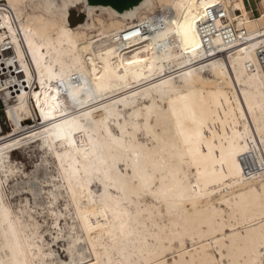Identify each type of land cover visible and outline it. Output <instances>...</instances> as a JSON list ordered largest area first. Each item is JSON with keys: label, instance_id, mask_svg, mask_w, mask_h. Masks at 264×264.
<instances>
[{"label": "bare ground", "instance_id": "1", "mask_svg": "<svg viewBox=\"0 0 264 264\" xmlns=\"http://www.w3.org/2000/svg\"><path fill=\"white\" fill-rule=\"evenodd\" d=\"M2 1L0 264H264V0Z\"/></svg>", "mask_w": 264, "mask_h": 264}, {"label": "rangeland", "instance_id": "2", "mask_svg": "<svg viewBox=\"0 0 264 264\" xmlns=\"http://www.w3.org/2000/svg\"><path fill=\"white\" fill-rule=\"evenodd\" d=\"M245 2H246V6H247L250 13H252L253 11H255L256 14L258 13V10L260 8L259 0H245ZM87 18H88L87 10H86V6L84 3L79 4V5L72 8L71 13H70V21H71V24L73 26H77L78 24L85 22V20H87ZM0 107H1V104H0ZM27 124H29V123L28 122L21 123L20 126L27 125ZM2 126L4 129V132L9 131L11 129V127L8 125L7 122H5V123L2 122ZM36 150H37V148L27 150V152L25 150L15 151L13 153V158H15L14 160H16V162H19L21 164L22 168L26 172H31L35 169L36 165L40 164V162H41V156L39 154L40 152L36 151ZM21 161H22V163H21ZM23 186H25V184H24L22 179H19V180L11 179V181L9 183L10 188L9 187L8 188L10 191H13V190H19ZM25 197L30 198L32 204L34 203L33 196L28 195L26 193V190L20 189L19 192H15L12 195V199L15 203H18L20 200H24ZM47 201H48L47 196L44 193H42V195H40L37 199V202L42 204L43 207L48 206ZM57 205L60 208H64L63 207V200L61 199ZM43 216H46L45 213L43 214ZM40 219L42 220V222L44 221L43 217H40ZM68 220H69V218H68ZM51 221H52L51 218L47 217L46 222H44V228L51 227L50 226ZM70 222H72V221L70 220ZM62 225L64 227H66V223L64 220L62 221ZM46 238L48 240L51 239L50 233H46ZM58 242H59L58 244H55V247L57 250L60 251L59 256L62 259L68 258V253L65 252V247H64V246H67V241L65 239H62V241H61V239H60Z\"/></svg>", "mask_w": 264, "mask_h": 264}, {"label": "built area", "instance_id": "3", "mask_svg": "<svg viewBox=\"0 0 264 264\" xmlns=\"http://www.w3.org/2000/svg\"><path fill=\"white\" fill-rule=\"evenodd\" d=\"M1 4L0 10L11 16L14 26L19 30V21L14 17L13 9L5 1H2ZM217 11H220V9ZM222 13L220 12V14ZM259 54L264 67V47L259 49ZM24 80V72L15 57L13 43L7 39L4 43H0V112L5 108L6 100H13L18 96V92L24 86ZM30 122L31 125L34 124L33 120Z\"/></svg>", "mask_w": 264, "mask_h": 264}, {"label": "trees", "instance_id": "4", "mask_svg": "<svg viewBox=\"0 0 264 264\" xmlns=\"http://www.w3.org/2000/svg\"><path fill=\"white\" fill-rule=\"evenodd\" d=\"M69 21H70V17H69ZM70 24H71V21H70ZM72 25V24H71Z\"/></svg>", "mask_w": 264, "mask_h": 264}, {"label": "water", "instance_id": "5", "mask_svg": "<svg viewBox=\"0 0 264 264\" xmlns=\"http://www.w3.org/2000/svg\"><path fill=\"white\" fill-rule=\"evenodd\" d=\"M1 115H3V113H1Z\"/></svg>", "mask_w": 264, "mask_h": 264}]
</instances>
